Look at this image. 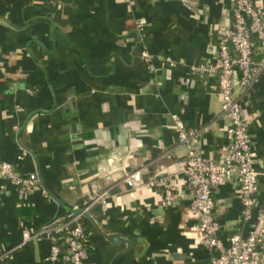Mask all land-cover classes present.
<instances>
[{
	"label": "crops",
	"instance_id": "0c3cea01",
	"mask_svg": "<svg viewBox=\"0 0 264 264\" xmlns=\"http://www.w3.org/2000/svg\"><path fill=\"white\" fill-rule=\"evenodd\" d=\"M232 2L0 0V159L39 176L23 196L0 180V264H67L48 260V235L24 240L23 230L38 231L105 191L81 218L86 264H212L181 171L187 145L172 114L187 130H200L206 157L225 151L218 76L197 67L215 62L214 33L229 22ZM237 91L264 200V71ZM142 166L145 180L168 176L182 190L172 204H162L163 184L122 181ZM237 186L227 181L214 192L225 240L250 228L240 220Z\"/></svg>",
	"mask_w": 264,
	"mask_h": 264
},
{
	"label": "built area",
	"instance_id": "2783aa9c",
	"mask_svg": "<svg viewBox=\"0 0 264 264\" xmlns=\"http://www.w3.org/2000/svg\"><path fill=\"white\" fill-rule=\"evenodd\" d=\"M183 2L189 8L197 6V0ZM214 35L217 53L215 62L197 68L202 74L218 76L221 116L226 120L223 126L226 148L219 158L206 157L198 147L200 130H187L182 118L173 113L179 140L187 145L181 171L187 176L190 206L198 213L197 227L201 242L210 251L212 264H264V200L260 196L255 167L258 153L237 91V85L242 88L252 86L264 71V58L258 59L256 56L257 42L261 46L264 43V7L257 5L255 0H233L229 22L220 23ZM144 170L145 166L126 170L122 181L129 186L163 184L162 204H172L182 190L168 176H151L145 180ZM1 179L15 183L20 196L33 191L39 184L36 172L20 174L16 164L4 159H0ZM231 180L238 184L240 220L249 221L250 228L247 232L238 229L225 240L221 235L223 224L216 215L214 192L218 186ZM105 192L93 194L81 208L88 211L93 202L103 198ZM68 214L54 217L38 231L24 229V240L46 234L51 239L48 260L63 258L67 264H86L89 248L88 234L81 219L83 214ZM62 243L66 245L64 251Z\"/></svg>",
	"mask_w": 264,
	"mask_h": 264
},
{
	"label": "water",
	"instance_id": "95a60500",
	"mask_svg": "<svg viewBox=\"0 0 264 264\" xmlns=\"http://www.w3.org/2000/svg\"><path fill=\"white\" fill-rule=\"evenodd\" d=\"M69 210H70L71 212H74V213H82V214H84V215H89V212L83 210V208H81V207H77V208H69Z\"/></svg>",
	"mask_w": 264,
	"mask_h": 264
},
{
	"label": "trees",
	"instance_id": "16d2710c",
	"mask_svg": "<svg viewBox=\"0 0 264 264\" xmlns=\"http://www.w3.org/2000/svg\"><path fill=\"white\" fill-rule=\"evenodd\" d=\"M87 243H88V239H87ZM65 244V243H64Z\"/></svg>",
	"mask_w": 264,
	"mask_h": 264
}]
</instances>
